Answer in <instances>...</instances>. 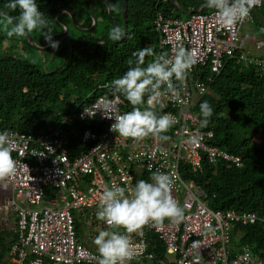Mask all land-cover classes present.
<instances>
[{
	"label": "built area",
	"instance_id": "1",
	"mask_svg": "<svg viewBox=\"0 0 264 264\" xmlns=\"http://www.w3.org/2000/svg\"><path fill=\"white\" fill-rule=\"evenodd\" d=\"M252 19L250 11L245 20L228 29L217 22L213 9L190 12L182 17L155 14L152 23L158 34V52L171 56L174 48L182 46L193 51L197 58L183 84L174 81L181 87V97L187 98L189 103L182 104L170 95H163L164 107H157L158 113H171L176 118V123L165 133L170 137L166 142L152 136L134 142L110 130L114 118H104L100 111L89 116L85 110L94 112L104 97L117 104L116 114L131 111L133 106L122 97L103 94L63 115L44 132L0 128V132L7 131L11 135L12 156L17 161L15 174L0 181L9 189L2 208L13 211L15 217L9 264H98L97 248L76 238L74 219L79 221L89 240L94 241L100 231L123 233V228H110L96 218L103 187L117 184L130 190L141 175H147L150 180L152 172L157 170L174 177L172 195L184 209V216L179 222L168 218L159 224L150 222L140 232L129 234L134 252L132 260L146 258L164 264L147 251L146 233H153L162 242L165 252L174 256V264L261 263L248 245H241L232 252L226 244L230 230L237 223L259 221L264 228V212L257 216L245 210H213L204 201L201 188L179 172L181 164L192 171L198 169L202 158L240 165L238 156L210 144L213 132L199 128L195 106L221 70L224 60L237 57L245 65L254 64L264 69V57L250 56L238 37L242 24ZM262 48L263 41L256 42L255 49ZM146 100L147 97L141 107L146 106ZM85 120L91 125L73 134L86 148L71 154L66 147L65 128L74 121ZM194 241L199 245L194 246Z\"/></svg>",
	"mask_w": 264,
	"mask_h": 264
},
{
	"label": "trees",
	"instance_id": "2",
	"mask_svg": "<svg viewBox=\"0 0 264 264\" xmlns=\"http://www.w3.org/2000/svg\"><path fill=\"white\" fill-rule=\"evenodd\" d=\"M107 1L111 5V16L118 31H121L120 0L119 4H115V0ZM176 1L184 11L194 10L206 3V0ZM6 2L8 0H0V11H8L12 16L18 15V10L12 12L4 9ZM88 2L89 0H36L49 20L52 39L63 30L56 18L60 8L71 12L76 25L88 27L91 24ZM93 3L94 1L91 10ZM98 3L101 2L97 1L96 5ZM262 5L254 9L264 21L262 12L258 11ZM101 6L108 16L102 3ZM114 8L118 11L117 18L113 16ZM208 10L211 9L204 6L200 11ZM157 12L164 16H184L170 0H124L126 28L122 39L110 38L113 32L111 21H108L109 29L105 26L100 33L93 34V28L88 31L79 30L80 35L60 52L59 63L47 72L8 52L0 55V128L25 133L44 132L53 127L63 115L82 107L93 97L99 94L112 96L111 82L127 71L129 61L137 59L140 49L150 46L154 51L153 56L145 57V66L162 53L158 52V34L152 23ZM64 13L68 23L64 22L73 27L69 14ZM92 13L95 12L92 10ZM80 16L82 24L77 23V17ZM94 16L96 17L95 14ZM252 22L264 28L254 16ZM36 31L41 36L39 45H47L41 30L33 32ZM4 37L0 32V39ZM24 40L27 41L25 36ZM262 41L264 43V37ZM57 50L60 49L56 48ZM253 57L263 58L264 48L257 50ZM120 97L124 99L122 95ZM124 101L129 104L126 99ZM204 101L210 103L213 114L207 126L199 125V128L211 129L213 136L210 144L238 156L240 165L236 166L225 160L209 162L202 158L198 169L192 171L187 165L181 164L179 172L184 179L192 180L201 188L203 199L211 209L245 210L261 216L264 212V69L260 70L254 64L245 65L237 57L224 60L221 70L208 84L207 92L196 103L195 110L199 119L202 118L200 104ZM90 125L88 120L74 121L65 128L69 153L78 154L85 150L86 146L81 145L77 135L73 133ZM141 179L149 180L145 174L139 177ZM74 222L76 238L80 241L84 232L79 221L74 219ZM14 236V231L0 230V264H9L8 253ZM145 239L147 251L162 259L164 264H174V256L165 252L162 242L155 234L146 233ZM244 244L260 259V264H264V228L261 222L244 225L237 223L232 227L227 249L235 252ZM126 264L157 263L155 260L142 258Z\"/></svg>",
	"mask_w": 264,
	"mask_h": 264
},
{
	"label": "clouds",
	"instance_id": "3",
	"mask_svg": "<svg viewBox=\"0 0 264 264\" xmlns=\"http://www.w3.org/2000/svg\"><path fill=\"white\" fill-rule=\"evenodd\" d=\"M261 4H264V0H206V6L215 11L217 22L228 29L245 20L250 11ZM3 7L12 12L18 10L16 16L10 15L8 11H0V28L8 38L24 37L40 29L49 46L54 49L59 47V42L52 39L49 20L36 0H8ZM110 38H115V30ZM153 55L154 51L150 46L140 49L137 59L129 61L127 71L111 82L113 96L118 99L122 95L133 106L131 111L116 114L117 104L107 97L102 98L100 106L94 112L85 110L89 116H95L100 111L104 118H114L110 130L134 142L149 136L164 142L170 140L165 133L176 123V118L171 113H158L157 107H164L161 102L163 95H170L182 104L189 103L187 98L181 97V87L175 82L183 84L187 79L197 62L195 53L182 46L176 47L171 56L166 52L161 53L145 66V57ZM196 86L199 87L198 84ZM145 97L146 106L141 107L145 105ZM212 114L210 103L202 102V118L199 119L201 127L207 126ZM13 150L9 132H0V181L16 172L17 161L12 156ZM150 181L138 180L130 190L117 184L103 187L96 218L110 228H123L125 231L99 232L93 241L99 254L98 264H126L134 255L129 234L140 232L150 222L159 224L165 218L173 222L183 219L184 209L172 195L174 177L157 170L152 172ZM193 245L198 246L199 242L194 241Z\"/></svg>",
	"mask_w": 264,
	"mask_h": 264
},
{
	"label": "rangeland",
	"instance_id": "4",
	"mask_svg": "<svg viewBox=\"0 0 264 264\" xmlns=\"http://www.w3.org/2000/svg\"><path fill=\"white\" fill-rule=\"evenodd\" d=\"M96 2L97 1H94L92 6V10L95 12L94 14L96 15L97 20L96 25L93 27V34L100 33V31L103 30L105 26H107V28L109 29L108 21L110 22V19H108L109 17L104 13V9L101 6V3H98L96 5ZM111 2H113V0ZM117 3L119 4L118 0H115V4ZM104 8L106 10L105 5ZM262 9H264V4L262 5V7L258 8V11L262 12ZM117 12L118 11L116 10V8H114L113 16L115 18H117ZM59 19L62 21H67V16L62 12ZM77 23H83L81 16L77 17ZM78 28L83 27L79 25H77L76 27H69L68 34L60 39L58 47V49L60 50L57 51L56 48L55 50H53L54 48H51L49 50L40 51L28 44V42L24 40V37L14 36L12 38H8L2 28H0V32L5 35L4 38L0 39V55L8 52L10 54L19 56L27 62L34 64L39 70L46 72L53 70L54 67L59 63V56L61 54L60 52L64 50L65 46H68V43H71L76 37L80 35L81 32H79ZM238 37L240 39L241 45H243V50H246L250 55L254 56L257 53L255 44L256 42L263 40L264 28L258 27L252 21H245L238 32ZM32 38L36 45L41 46L39 45L41 36L38 31L32 33ZM251 41L252 43H250ZM63 57L64 56H62L61 59H63ZM3 186L4 185L0 183V230L13 231L15 222L13 211H11L10 209L2 208L4 198L9 195L7 194V191L9 189H7V187L5 186L7 189L6 191ZM83 243L85 245H89L87 242L83 241Z\"/></svg>",
	"mask_w": 264,
	"mask_h": 264
},
{
	"label": "water",
	"instance_id": "5",
	"mask_svg": "<svg viewBox=\"0 0 264 264\" xmlns=\"http://www.w3.org/2000/svg\"><path fill=\"white\" fill-rule=\"evenodd\" d=\"M93 1H100L101 3H103V5H105L106 7V12H107V15L112 23V26H113V30H115V40H120L124 37V34H125V28H126V23H125V19H124V14H123V6H124V0H120V6H119V12H120V17H121V21H122V30H121V33L120 35L118 36V26L117 24L115 23L113 17L111 16V5L110 3L107 1V0H89L88 2V8H89V14L91 15V18H92V21H91V24L88 26V27H85V28H78L80 31H88V30H91L95 24H96V17L94 16V14L92 13V10H91V4ZM170 2L172 3V5L181 13H183L184 15H187L189 14L190 12H198L200 11L204 6H206V3L198 6L197 8H195L194 10H187V11H184L180 5L178 4V2L176 0H170ZM62 11H65L69 14V19L72 23L73 26H77L75 21H74V18L72 17L71 15V12L66 9V8H60L58 11H57V15H56V18L57 20L60 22V24H62L63 26V30L60 34H58L57 36H55L53 38L54 41H58L59 39L63 38L65 35L68 34V30H69V26L62 20L59 19V15L61 14ZM251 13L253 14V16L258 20L260 21V23L264 26V21L262 20V18L258 15L257 11L253 8L251 10ZM26 40L28 41V43L35 47L36 49L40 50V51H45V50H49L51 49L52 47L49 46V44L45 45V46H38L35 44V42L33 41L32 37L30 34L26 35L25 36Z\"/></svg>",
	"mask_w": 264,
	"mask_h": 264
},
{
	"label": "crops",
	"instance_id": "6",
	"mask_svg": "<svg viewBox=\"0 0 264 264\" xmlns=\"http://www.w3.org/2000/svg\"><path fill=\"white\" fill-rule=\"evenodd\" d=\"M255 10H256V9H255ZM261 14H262V16H263V18H264V9H262V13H261ZM258 40H259V39H258ZM250 43H252V41H251ZM242 46H243V45H242ZM250 48H251V47H250ZM250 48H249V49H250ZM251 50H252V49H251ZM3 188H4L6 191H7V189H8V188L6 189L5 186H3ZM7 192H8L7 194H9V190H8ZM82 240H83L84 242H87V243L89 244V245H87V246H92L93 248H97L96 245L94 244L93 240H89V239L86 238L85 236H83V237L81 238L80 241L83 242Z\"/></svg>",
	"mask_w": 264,
	"mask_h": 264
},
{
	"label": "flooded vegetation",
	"instance_id": "7",
	"mask_svg": "<svg viewBox=\"0 0 264 264\" xmlns=\"http://www.w3.org/2000/svg\"><path fill=\"white\" fill-rule=\"evenodd\" d=\"M67 22V21H66ZM68 23V22H67ZM69 25V24H68ZM70 27V26H69ZM83 28H85V27H83ZM120 33H121V31H118V36L120 35Z\"/></svg>",
	"mask_w": 264,
	"mask_h": 264
}]
</instances>
